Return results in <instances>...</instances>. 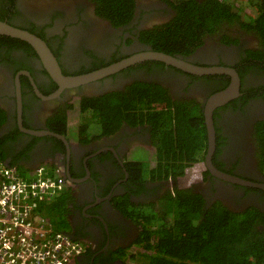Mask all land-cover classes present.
I'll use <instances>...</instances> for the list:
<instances>
[{
    "label": "flooded vegetation",
    "instance_id": "flooded-vegetation-1",
    "mask_svg": "<svg viewBox=\"0 0 264 264\" xmlns=\"http://www.w3.org/2000/svg\"><path fill=\"white\" fill-rule=\"evenodd\" d=\"M237 1L0 0V20L43 40L61 75H94L68 85L31 44L0 34V163L60 181L55 218L83 247L75 264H128L145 242L137 216L158 219L176 189L198 195L203 211L220 203L264 215V0ZM233 74L239 94L212 109L207 163L204 110ZM167 139L184 153L198 142V169H160ZM255 227L264 236V220Z\"/></svg>",
    "mask_w": 264,
    "mask_h": 264
},
{
    "label": "trees",
    "instance_id": "trees-1",
    "mask_svg": "<svg viewBox=\"0 0 264 264\" xmlns=\"http://www.w3.org/2000/svg\"><path fill=\"white\" fill-rule=\"evenodd\" d=\"M217 2L223 7L222 11L228 9L225 3ZM214 14L208 13V25L215 21L212 18ZM150 101L143 100V107L150 105ZM154 107L153 105V109ZM172 118L174 117L170 116V120ZM199 131L190 129L192 136L197 135L200 139L204 137V133L202 131L199 135ZM260 134L264 145V130H261ZM195 142L191 141L192 146H188L190 152L184 153V147L174 149L168 139L162 141V150L154 158L157 166L160 169L167 167L169 175H172L169 167L193 172V167H197L194 164L201 161L192 154L198 143ZM201 145L203 141L201 143L200 139L199 146ZM262 165L264 168V159ZM22 177L29 180L33 178L24 175ZM173 195L160 207L162 213L158 212V219L161 218L159 224L155 217L156 210L137 216L144 220L145 242L139 246L142 251L137 253L141 256L138 258L141 264H264V236L260 235L255 227L257 221L264 220L262 213L255 208L234 212L220 203H215L213 207L203 211V201L198 195L182 189H176ZM58 198L35 202V206L55 228L60 229L55 218ZM137 254H132L130 258L135 260ZM124 256L125 253L122 257Z\"/></svg>",
    "mask_w": 264,
    "mask_h": 264
},
{
    "label": "built area",
    "instance_id": "built-area-1",
    "mask_svg": "<svg viewBox=\"0 0 264 264\" xmlns=\"http://www.w3.org/2000/svg\"><path fill=\"white\" fill-rule=\"evenodd\" d=\"M25 179L0 163V264H73L82 245L55 228L35 202L54 200L59 180L44 170Z\"/></svg>",
    "mask_w": 264,
    "mask_h": 264
},
{
    "label": "water",
    "instance_id": "water-1",
    "mask_svg": "<svg viewBox=\"0 0 264 264\" xmlns=\"http://www.w3.org/2000/svg\"><path fill=\"white\" fill-rule=\"evenodd\" d=\"M0 34L17 37V38H20V39L28 42L29 44H31L34 47V49L37 51L38 55L42 59V62L44 63V65L46 66L48 71L57 80H63L68 85H74L76 83H79L82 80L90 79L91 77L94 76L92 74L79 76V77H64L63 75H61L59 68H58V65H57V62H56L54 56L52 55V53L50 52L49 48L45 44V42L43 40H41L39 37L35 36L32 33H29L26 30L16 28V27L0 20ZM148 55L150 57H154V58L163 60V61L168 62V63H172V64L180 63V61H177L174 58H172L171 56H168L165 54L151 52ZM121 64L123 65L124 63H121ZM198 70H200V69H198ZM105 72H107V70L101 71V72L96 73V74H103ZM238 86H239V80H238L237 76L235 74H233V78H232V81H231V84L229 85V87L226 90L218 92V93L214 94L213 96H211V98L208 100V104L205 107L204 117H205V122H206V127H207V140H208V153H207V157H206L207 163H209L208 159L210 158V155H211V153L213 151V147H214V130H213L212 120H211L212 109L218 105L226 103L230 98L238 95L239 94ZM209 167L211 169H213L210 165H209ZM215 172L217 174L229 179V180H232V181L238 180L235 177L226 176L225 174L222 175L221 173H219L217 171H215Z\"/></svg>",
    "mask_w": 264,
    "mask_h": 264
},
{
    "label": "rangeland",
    "instance_id": "rangeland-1",
    "mask_svg": "<svg viewBox=\"0 0 264 264\" xmlns=\"http://www.w3.org/2000/svg\"><path fill=\"white\" fill-rule=\"evenodd\" d=\"M239 1V2H238ZM237 2H238V4L239 5H243V4H245L244 2H243V0H238ZM243 7V6H242ZM132 250L131 251H133L134 253H139L140 251H142V249L140 248V247H134V246H132V248H131ZM141 256L139 255V254H137V258L134 260V259H132V258H130V259H127V263L128 264H141L140 263V261L138 260V258H140Z\"/></svg>",
    "mask_w": 264,
    "mask_h": 264
},
{
    "label": "clouds",
    "instance_id": "clouds-1",
    "mask_svg": "<svg viewBox=\"0 0 264 264\" xmlns=\"http://www.w3.org/2000/svg\"><path fill=\"white\" fill-rule=\"evenodd\" d=\"M55 200V199H54ZM49 201H51V200H49ZM60 230V229H59Z\"/></svg>",
    "mask_w": 264,
    "mask_h": 264
},
{
    "label": "crops",
    "instance_id": "crops-1",
    "mask_svg": "<svg viewBox=\"0 0 264 264\" xmlns=\"http://www.w3.org/2000/svg\"><path fill=\"white\" fill-rule=\"evenodd\" d=\"M73 264H75V261H74V263Z\"/></svg>",
    "mask_w": 264,
    "mask_h": 264
}]
</instances>
